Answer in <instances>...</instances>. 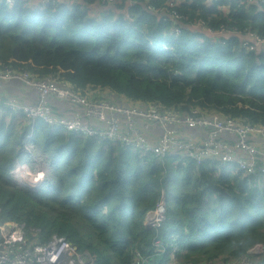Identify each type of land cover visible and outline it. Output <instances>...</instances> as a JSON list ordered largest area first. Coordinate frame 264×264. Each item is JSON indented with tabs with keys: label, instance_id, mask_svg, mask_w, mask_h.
Returning <instances> with one entry per match:
<instances>
[{
	"label": "trees",
	"instance_id": "16d2710c",
	"mask_svg": "<svg viewBox=\"0 0 264 264\" xmlns=\"http://www.w3.org/2000/svg\"><path fill=\"white\" fill-rule=\"evenodd\" d=\"M148 2L183 17L179 37ZM198 19L264 34V4L244 0H62L35 7L0 0V70L67 80L116 103L264 124V55L246 54L238 35L223 37L226 45L213 42L191 26ZM31 129L0 121V221L24 222L29 239L65 236L89 250L94 264H132L137 252L149 264H162L176 245L182 261L207 264L235 260L264 243L263 179L176 156L162 161L42 120L31 142L46 180L38 189H22L11 171L16 160L36 170L23 149ZM162 193L166 220L158 230L147 229L145 214ZM76 222L98 242H85ZM157 238L168 245L165 254H153Z\"/></svg>",
	"mask_w": 264,
	"mask_h": 264
},
{
	"label": "built area",
	"instance_id": "2783aa9c",
	"mask_svg": "<svg viewBox=\"0 0 264 264\" xmlns=\"http://www.w3.org/2000/svg\"><path fill=\"white\" fill-rule=\"evenodd\" d=\"M27 2L32 6L56 5L61 0H5V5ZM217 2L218 0H214ZM248 4H264V0H244ZM98 4H111L116 0H96ZM149 4V2H148ZM155 13H164V21L172 23L175 37L181 35L183 20L179 14L169 13L166 8L148 5ZM223 8V7H222ZM191 26L208 34L213 42L226 45L223 37H242L241 48L246 54L264 55V34L250 29L220 24L217 28L198 19ZM0 80L18 81L37 94L34 102L26 103L12 97L4 102V108L21 114L30 124L41 119L56 130L74 133L77 137L94 138L100 142L121 144L129 151L152 155L164 161L168 157H180L199 164L204 162L227 166L231 171L264 180V124L244 122L218 113L206 114L194 110L189 114L182 110L162 108L158 104L140 102H112L92 97L67 80L37 79L9 68L0 70ZM54 101H63L74 107L72 114L56 113ZM61 112V111H60ZM62 113V112H61ZM33 136V130L29 138ZM27 154L36 162V170L16 160L11 175L17 186L26 190L40 188L45 180L44 169L35 154V145L25 146ZM167 217L166 194L162 193L153 209L145 214L147 229H160ZM153 254H165L168 245L161 239L153 241ZM181 249L173 247L170 260L162 264H191L179 258ZM0 264H94V257L87 249H80L65 236L53 234L41 241L29 239L26 224L0 221ZM132 264H149L148 256L137 252ZM207 264H264V243H256L247 253L235 260H221Z\"/></svg>",
	"mask_w": 264,
	"mask_h": 264
},
{
	"label": "crops",
	"instance_id": "0c3cea01",
	"mask_svg": "<svg viewBox=\"0 0 264 264\" xmlns=\"http://www.w3.org/2000/svg\"><path fill=\"white\" fill-rule=\"evenodd\" d=\"M40 1L41 0H35V4L40 3ZM31 5H34V4H31ZM0 81L3 82V83L0 84V121H4V123H5V125L7 127L13 125V127H15L17 131H22L28 125H31L32 126L31 132H32V130L34 132V124H35V122L37 120L34 123L30 124L29 121H25L22 118L21 114H17V113H14V112L10 111V110H6L4 108V106H5L4 102L6 100L12 98V97H16L20 101H23V102H26V103L27 102L30 103V102H34L37 99V94L34 91H31V89H29L26 86H24L21 82H18V81H4V80H0ZM54 103H55L54 108H57V109H55L56 113H58V114H60L62 116L64 115L63 113H65V112H68L69 114H72L73 111H74V107L71 106L70 104L66 103V102H63V101L62 102H58V101L56 102V101H54ZM38 120H41V119H38ZM29 135H28V139L30 141L28 142V140H27L26 143L23 146L24 152L26 154H27V152L25 151V146L28 143H32L31 140L33 138V136L31 138H29ZM259 143L262 144L264 142L263 141H259Z\"/></svg>",
	"mask_w": 264,
	"mask_h": 264
},
{
	"label": "rangeland",
	"instance_id": "374dc122",
	"mask_svg": "<svg viewBox=\"0 0 264 264\" xmlns=\"http://www.w3.org/2000/svg\"><path fill=\"white\" fill-rule=\"evenodd\" d=\"M225 8L227 9V6ZM76 224H77V222H76ZM74 227L76 228V230H78V232L80 234H82L83 239H84L85 242H88V243L89 242H94V243H97L98 242V239H93L94 236H95V234H94V232L86 224H84V223H82V224L81 223H78L77 226L74 225ZM259 243H261V242H259ZM81 249H85V248H81ZM111 264H115V262L112 261Z\"/></svg>",
	"mask_w": 264,
	"mask_h": 264
},
{
	"label": "water",
	"instance_id": "95a60500",
	"mask_svg": "<svg viewBox=\"0 0 264 264\" xmlns=\"http://www.w3.org/2000/svg\"><path fill=\"white\" fill-rule=\"evenodd\" d=\"M1 83H3V82L0 81V84H1Z\"/></svg>",
	"mask_w": 264,
	"mask_h": 264
}]
</instances>
